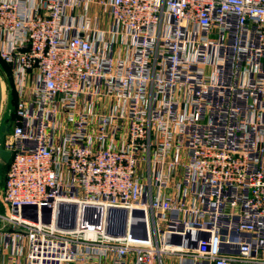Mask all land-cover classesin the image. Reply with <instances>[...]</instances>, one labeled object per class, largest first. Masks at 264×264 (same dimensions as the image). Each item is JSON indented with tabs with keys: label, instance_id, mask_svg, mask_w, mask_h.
Here are the masks:
<instances>
[{
	"label": "built area",
	"instance_id": "obj_1",
	"mask_svg": "<svg viewBox=\"0 0 264 264\" xmlns=\"http://www.w3.org/2000/svg\"><path fill=\"white\" fill-rule=\"evenodd\" d=\"M0 60V264H264V0H0Z\"/></svg>",
	"mask_w": 264,
	"mask_h": 264
},
{
	"label": "water",
	"instance_id": "obj_2",
	"mask_svg": "<svg viewBox=\"0 0 264 264\" xmlns=\"http://www.w3.org/2000/svg\"><path fill=\"white\" fill-rule=\"evenodd\" d=\"M4 95H5V86H4V78L0 69V119L3 114V104H4ZM12 111V108H10L7 112V114H10ZM9 132V127L6 124H3L0 128V158L5 162L9 163L11 159V152L5 150L2 147V143L4 142V138L6 133ZM90 209H94L97 216L101 215V210L97 208H90L87 207L84 210L85 216H87V211ZM78 206L75 204H63L60 207V212H59V225L64 228H73L76 225L77 222V217H78ZM117 210H111L110 212V229L114 230L117 233H123L126 227L125 220L126 217L125 212L122 213V219L120 220V225L118 229L114 228V222L116 221L113 216L117 213ZM98 217V218H99ZM97 221V220H96Z\"/></svg>",
	"mask_w": 264,
	"mask_h": 264
},
{
	"label": "rangeland",
	"instance_id": "obj_3",
	"mask_svg": "<svg viewBox=\"0 0 264 264\" xmlns=\"http://www.w3.org/2000/svg\"><path fill=\"white\" fill-rule=\"evenodd\" d=\"M8 69V75L9 76H3L4 78V86H5V95H4V104H3V112L7 113L10 108H15L17 99H18V93L14 89L12 85V79H11V69L7 66ZM11 87H13L14 94H15V102L11 100ZM6 165L3 160L0 159V195L3 191V181L5 179V172H6Z\"/></svg>",
	"mask_w": 264,
	"mask_h": 264
},
{
	"label": "trees",
	"instance_id": "obj_4",
	"mask_svg": "<svg viewBox=\"0 0 264 264\" xmlns=\"http://www.w3.org/2000/svg\"><path fill=\"white\" fill-rule=\"evenodd\" d=\"M0 69H1V72L3 73L4 76H6V77L9 76L8 75L7 65L2 60H0ZM11 100L13 102H15V94H14L13 87H11ZM5 165L7 167L6 168V172H5V178H6V173H7L8 167H9V163H5ZM2 183H3V186H4L5 179H4V181Z\"/></svg>",
	"mask_w": 264,
	"mask_h": 264
},
{
	"label": "bare ground",
	"instance_id": "obj_5",
	"mask_svg": "<svg viewBox=\"0 0 264 264\" xmlns=\"http://www.w3.org/2000/svg\"><path fill=\"white\" fill-rule=\"evenodd\" d=\"M3 124H0V128H1V126H2ZM7 125V124H6ZM8 126V125H7ZM9 127V126H8ZM1 159V158H0ZM2 160V159H1ZM96 212H95V210L94 209H90L89 211H87V219L88 220H90V221H96V220H98L99 218V215L97 216V215H94V216H91V215H93V214H95ZM114 228L115 229H118V227H119V225H120V220H117V221H115L114 222Z\"/></svg>",
	"mask_w": 264,
	"mask_h": 264
}]
</instances>
